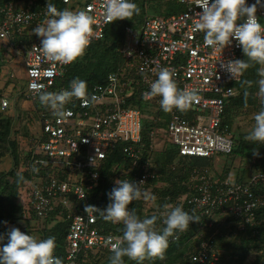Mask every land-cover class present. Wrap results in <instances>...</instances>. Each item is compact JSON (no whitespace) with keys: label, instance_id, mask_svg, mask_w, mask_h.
Returning a JSON list of instances; mask_svg holds the SVG:
<instances>
[{"label":"built area","instance_id":"built-area-1","mask_svg":"<svg viewBox=\"0 0 264 264\" xmlns=\"http://www.w3.org/2000/svg\"><path fill=\"white\" fill-rule=\"evenodd\" d=\"M176 1L182 10L168 15L148 14L141 22L125 27L120 48L124 63L104 83L93 86L89 94L94 99L85 98V103L73 98L66 104L70 115L64 118H58L51 109L41 113L40 133L28 138L27 160L22 168L31 170L34 177L24 188L29 201L26 217L34 219V225L48 227V222H68V249L63 264L93 263L100 254L110 252L111 244L120 236L103 232L98 223L103 219L100 210L106 207L94 190L100 179H105L106 169L112 170V188L118 179L143 181L142 189L148 198L137 201L147 214L157 215L163 225L165 205H160L161 196L155 193L159 183L152 182L160 176L155 170L156 157L166 142L181 156L211 161L190 169L187 191L166 204L169 209L181 206L198 216L200 231L205 227L215 229L194 248L193 264L219 260L221 251L213 245L214 236L229 218L234 219L228 231L230 237L247 228L257 232L258 212L264 209V171L250 167L248 176L239 178L235 166L222 172L215 167L219 154L232 155L236 148L233 129L223 117L228 102L240 92L238 83L243 74L234 78L220 63L241 59V48L235 41L224 50L207 46L204 33L193 28L201 11L197 7L200 0ZM47 2L0 0V49L23 55L26 91L33 99L38 97V90L58 92L70 88L64 85L53 90L56 79L66 73L70 64L53 63L44 57L39 48L41 38L33 33L47 19ZM50 2L58 10H86L93 17L90 45L106 37L112 22L105 18L104 0ZM257 16L261 22L264 20V8L258 7ZM25 36L31 39L29 43L17 41ZM161 68L173 73L180 89L188 86L197 90L198 98L187 110L166 113L160 108V97L145 96ZM144 104L150 113L144 112ZM8 106L9 100L1 99V111ZM158 133H162V139ZM117 148L124 160L107 167V160ZM235 156L241 166L245 158ZM86 206L97 209L86 212ZM178 238L179 234H175L172 240Z\"/></svg>","mask_w":264,"mask_h":264},{"label":"clouds","instance_id":"clouds-1","mask_svg":"<svg viewBox=\"0 0 264 264\" xmlns=\"http://www.w3.org/2000/svg\"><path fill=\"white\" fill-rule=\"evenodd\" d=\"M197 7L201 11L198 12V19L193 24V28L204 33V43L207 46L224 50L226 46L235 41L246 57V59H227L220 63V67L235 78L253 64L260 65L257 68V75L260 77L257 84L259 93L264 95V23H261V19L257 16L258 7L264 8V0H255L251 4L247 0H200ZM45 8L47 19L33 29V33L41 38L39 48L42 55L53 63L59 62L67 65L75 62L85 54L86 49L90 45L93 17L86 10L75 11L68 8L58 10L50 0H48ZM139 11L140 9L134 0H104V14L109 22L126 18L131 19ZM8 53L16 55L18 58H23V56L12 52ZM3 54L5 55L6 53L2 52L0 56L1 77L5 73L1 66L3 64L2 60H4ZM10 73L12 72H6V77L10 76ZM3 84L4 82L2 83L0 79V104L1 99L6 97L9 100V106L4 111L0 109V112L14 111V104H11V96H8L6 92L3 93L5 88H2ZM12 84L14 85V83ZM21 93L26 99L30 100L32 106L38 98L41 105L53 110L54 115L58 118L70 115V111L66 109V104L70 103L73 98L81 99L85 103L88 102V99L85 98L94 99V97H90L87 82L79 78H74L70 82V88L61 89L58 92L38 90V97L35 99L28 96L26 87ZM145 96L160 97V108L167 113L173 109L179 111L187 110L197 100L198 93L196 89L188 86L180 89L173 78V73L167 68H161L156 79L150 82L149 91L145 93ZM138 104L139 106L141 105L140 103ZM144 105L150 113L148 106ZM32 106L30 109L34 111ZM253 118L255 121L254 127L244 139L253 143L264 144V107H261ZM37 119L36 117L35 120ZM38 120L41 123V117ZM233 128L231 126V129ZM233 133L236 135L234 129ZM32 135L33 133L30 136ZM167 145L170 144L164 143L160 152H158L156 166L159 159L158 156L164 152L163 149ZM172 147L177 151L174 146ZM177 154L180 155L178 151ZM238 155L250 161L246 155ZM181 157L185 156L180 155V157L177 156L176 158L179 159ZM235 157L233 155V158ZM26 160L27 154L20 167L21 170H27L22 168ZM123 160L124 154L117 148L107 160V167ZM249 161L244 160L246 162L245 167H247ZM176 165L171 167L173 168L174 166L175 169ZM156 166L155 169H157ZM227 167L228 165H225L226 169ZM184 169L186 170V167ZM238 170L239 178L248 175L244 173L242 166H238ZM159 178H156V184L159 183V187H161L160 184L163 186L165 183ZM111 181L110 177L100 179L98 187L94 190L95 196L100 195L106 207L100 210L103 219L112 223H122L124 226L122 235L119 234L120 236L116 237L111 244L109 264H125V257L129 261H137L138 264L145 258H162L169 247L170 238H175L176 233L187 230L191 222L200 221L198 216L190 214L181 206L169 209L165 204L166 214L161 218L163 227L157 228V216L140 217L130 205L133 201L142 205L137 200L142 197L148 198L147 192L142 189L144 182L118 179L114 182L115 186L112 188ZM105 184L110 191L107 193L108 202L104 200ZM93 208L97 209L95 206H86L85 211L88 212L89 209ZM27 212H29V208H25L24 215ZM145 214L147 213L145 212ZM6 239L7 243H4L5 236L0 234V264H62L61 259L54 254L57 246L54 236L37 238L30 233H25L19 228L13 227L7 233ZM191 263L193 264L192 259Z\"/></svg>","mask_w":264,"mask_h":264},{"label":"trees","instance_id":"trees-1","mask_svg":"<svg viewBox=\"0 0 264 264\" xmlns=\"http://www.w3.org/2000/svg\"><path fill=\"white\" fill-rule=\"evenodd\" d=\"M147 1L154 0H134L140 9L139 13L133 15L131 19L126 18L112 22L107 29L106 37L88 46L85 54L71 63L62 77L56 79L53 90L59 86L65 85V87H68L74 78H79L87 82L88 92H90L95 84L103 83L110 72L122 66L124 59L122 58L120 48L125 37V27L127 25H133V22L136 20L141 22L144 16L148 15L147 13L149 11L146 9ZM159 1L160 2H158L153 9L157 12L162 13L163 11H167L166 14H171L182 10V6H180L176 0ZM162 4H164L163 6L165 7L163 11L160 10ZM19 40L29 43L28 41L31 39L25 36L22 39H17V41ZM241 59H246L242 50ZM258 67H260V65L253 64L243 72L242 79L238 83L240 93L232 98L226 106L223 121L230 126L235 125V115L240 109L255 108V112H258L261 107H264V95L258 94L259 86L257 81L260 78L257 75ZM34 106V111L28 114L34 115L35 119L36 117L39 119L41 113L50 111V108L41 105L38 98L35 100ZM3 114L4 113L0 112V142L8 139V141L16 144L15 140L11 139L13 134L11 121L9 118H4ZM236 140L238 141L232 155L244 154L250 157L247 167H242L243 171L249 172L250 167L255 171H264V145L247 141L244 139V136ZM15 144L12 153L14 159L13 165L8 170L0 171V234L4 236L9 232L6 224L15 223L23 216V213H25V209L22 205L13 203V198L17 195L18 191L34 177L31 170L20 169L21 162L17 157ZM163 151L164 156L162 160L158 159L157 169H155L160 173L159 179L165 183L163 186L159 187V189L156 188L155 190L157 195H161V198L158 200L160 205L175 201L182 193L187 191V173L190 169L195 166H203L211 163L209 159L197 156L181 157L175 162L177 151L172 146H165ZM254 151L256 152L254 153ZM1 154L2 153H0V158ZM254 158L256 162L252 163L251 160ZM172 165H176L175 169L171 167ZM184 167H186V170ZM104 172L106 177L109 178L112 176V170L106 169ZM246 176L248 175H244V177ZM155 182L156 180L152 183ZM104 187V200L108 202L109 198L107 193L110 191L108 187H106V184ZM130 205L132 207L136 206L135 212L138 216H152L151 214H145L144 211V213H142L143 208L140 203L133 201ZM258 213L260 223L257 226V232L247 228L243 231L235 232L234 237H230L228 231L230 226H234L233 218H229L227 223L220 227L219 231L214 236L213 245L216 249H219L221 253L219 260L213 264H243L246 261V257L248 259V247L253 246L257 247L259 250L262 249L261 246H264V209H260ZM157 222L160 223V218L156 221V227L162 228L163 225H157ZM198 222L199 221L191 222L187 230L176 233L179 234L178 241H173L172 238H170L169 247L162 258H145L143 261H140L139 264H192L191 255L194 252L193 248H195L194 245L196 244L192 239L196 236L197 232L201 230L199 229ZM98 223L103 232L122 235L124 227L122 223H112L105 219H100ZM40 230L41 238L49 236L55 237L57 246L54 254L61 259L63 264L68 249L66 241L68 222L60 221L51 227L43 225ZM214 230L213 228L210 229L205 227L204 230L200 231L196 245L200 243L202 238H207L210 231L213 232ZM110 256L111 252L102 253L97 261L93 260V263L109 264ZM257 256L260 258L261 254ZM124 259L125 264H138L137 261H129L127 257Z\"/></svg>","mask_w":264,"mask_h":264},{"label":"rangeland","instance_id":"rangeland-1","mask_svg":"<svg viewBox=\"0 0 264 264\" xmlns=\"http://www.w3.org/2000/svg\"><path fill=\"white\" fill-rule=\"evenodd\" d=\"M158 2L160 1L159 0L147 1L146 9L149 11L147 14L152 15V16L153 15H168L166 14L167 11H163L165 8L163 6L164 4H162V8L160 9L163 11L162 13L157 12L156 10H153L155 5ZM136 21L139 22V20H136ZM261 23H264V20ZM1 53H2V50L0 49V55ZM2 63L3 64L1 66L9 65L10 67H12V70H13L12 73H10V76H7L5 78H2L0 76L2 83L4 82V84L2 85V88L6 87L7 84L9 83H14L13 86L11 85L12 88H9L10 92L8 93L13 92V95H14L13 97H17L19 99H22V98L25 99L26 97L23 96V94L21 93L22 90L26 87V79H27L26 78L27 75H26V71L24 67V57L21 59H18L16 55L6 53L4 55V60H2ZM5 70L7 69L5 68ZM0 75H1V70H0ZM13 107L15 109L14 111L8 110L4 112L3 116L4 118L5 117L9 118L11 121V124L13 126V134L11 136V139L15 140L16 144L8 141V139L0 142V153H2L1 158H2L3 166H6L7 164L13 165L14 159H13L12 153L14 150L13 149L14 144L17 150L16 151L17 157L19 158L21 165H22L23 161L26 158L25 152H26V148L29 143L28 137H30L31 133L38 134L41 131L39 120L38 119L35 120L34 115L28 114L29 112H32L31 109L30 110L22 109L18 104L14 105ZM34 107L35 106L33 103L32 109ZM142 108L144 112L147 111V107L145 105H142ZM255 113H257L255 112V108H246V109L243 108V109H240L236 113L235 125L233 126L234 127L233 129L236 132V139H240L241 136L245 137L252 131V128L254 127V124H255V121L253 118ZM161 134L162 133L157 134L159 139H162ZM163 156H164V152H162V154H160L158 157L159 159L162 160ZM177 156L180 157V155L178 154ZM235 158H233V155H230V154H219L218 159L216 160V163H215V167L217 171L222 172L225 169V165H228V166L231 165V166H235L236 168H238L240 162L236 160ZM247 158L250 159L249 156H247ZM175 161H178V159L176 158ZM245 161H249V160L245 159ZM241 166L245 167L246 162H244ZM237 172H239V170ZM12 201L13 203L22 205L24 209L25 208L28 209L29 208L28 191L22 188L21 190L18 191L17 195L13 198ZM133 209L136 210V206L133 207ZM142 213L144 212L142 211ZM26 216L27 215H24L23 213V216L19 218L15 223H11V224L7 223L6 226L8 227L9 231L11 230V228L16 227L25 233H30L31 235L37 238H41L40 229H42V225H34V219L29 220ZM48 225L52 226L53 223L48 222ZM157 225H159L158 222H157ZM199 235H200V232H197L196 236H194V238L192 239V241H194V243L196 244L198 240L197 237ZM6 236L7 234L5 235L4 243H7ZM196 244L194 245V247H196ZM261 248L262 249L259 250L257 247H253V246L248 247L247 249V252H249V255L247 254L248 259L246 257V261L243 264H264V246H261ZM260 254H261V257L258 258L257 255L260 256ZM88 264H93V263L89 262Z\"/></svg>","mask_w":264,"mask_h":264},{"label":"crops","instance_id":"crops-1","mask_svg":"<svg viewBox=\"0 0 264 264\" xmlns=\"http://www.w3.org/2000/svg\"><path fill=\"white\" fill-rule=\"evenodd\" d=\"M13 55V54H12ZM1 56V55H0ZM18 59H21V58H18ZM3 67V70H5V68L7 69V70H5V73H3V75H2V78H5L6 77V72H9V71H13L12 70V67H10L9 65H3L2 66ZM11 85H13L12 83H9L5 88H4V92L3 93H5L6 92V94L9 96H11L10 98H11V104H14V105H16V104H18L22 109H25V110H28V109H30L31 108V103H30V100H28V99H19V98H17V97H13L14 95H13V92L12 93H8V92H10V90H9V88H12V86ZM0 88H1V85H0ZM24 96V95H23ZM11 165L12 164H7L6 166H3V164H2V158H0V171H2V170H8V169H10L11 168ZM245 174H248V172H244Z\"/></svg>","mask_w":264,"mask_h":264}]
</instances>
